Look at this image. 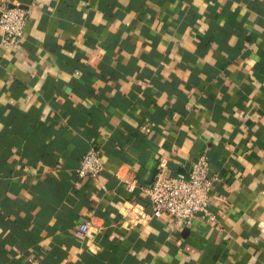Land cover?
<instances>
[{
    "label": "crops",
    "instance_id": "obj_1",
    "mask_svg": "<svg viewBox=\"0 0 264 264\" xmlns=\"http://www.w3.org/2000/svg\"><path fill=\"white\" fill-rule=\"evenodd\" d=\"M16 3L31 13L15 47L0 28V264H264V0L0 9ZM92 145L104 169L79 177ZM201 154L214 219L153 215L160 160L187 178Z\"/></svg>",
    "mask_w": 264,
    "mask_h": 264
},
{
    "label": "built area",
    "instance_id": "obj_2",
    "mask_svg": "<svg viewBox=\"0 0 264 264\" xmlns=\"http://www.w3.org/2000/svg\"><path fill=\"white\" fill-rule=\"evenodd\" d=\"M31 10L19 4L4 5L0 9V28L3 35L1 44L5 47L17 46L24 37L25 26L29 20ZM167 159L162 158L146 194L153 206L155 216L169 215L174 226L189 223L198 212L206 213L211 219L214 215L210 210L211 190L218 179L217 174H210L209 160L201 154L192 163L189 176L179 177L167 171ZM104 169L101 149L92 145L85 152L76 173L79 177L96 178ZM134 182L129 186L133 190ZM91 222L83 219L77 226L79 235H86L90 231ZM27 264H43L39 258L31 257Z\"/></svg>",
    "mask_w": 264,
    "mask_h": 264
}]
</instances>
